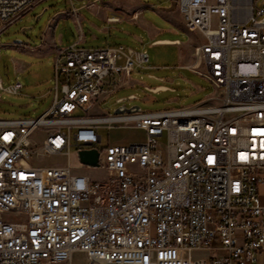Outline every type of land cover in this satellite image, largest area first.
<instances>
[{"label": "built area", "instance_id": "1", "mask_svg": "<svg viewBox=\"0 0 264 264\" xmlns=\"http://www.w3.org/2000/svg\"><path fill=\"white\" fill-rule=\"evenodd\" d=\"M39 1L0 0V30ZM175 5L187 31L200 33L195 72L214 89L203 100L90 114L104 79L116 85L148 55L74 43L57 52L51 105L37 118H0V264H255L264 256V0ZM21 87L0 82L9 93ZM114 125L145 138L96 148L99 128ZM82 148L98 150L97 165L79 161ZM51 156L66 162L39 163ZM93 169L106 178L86 173Z\"/></svg>", "mask_w": 264, "mask_h": 264}, {"label": "rangeland", "instance_id": "2", "mask_svg": "<svg viewBox=\"0 0 264 264\" xmlns=\"http://www.w3.org/2000/svg\"><path fill=\"white\" fill-rule=\"evenodd\" d=\"M134 1H146L156 8L168 6L173 0H41L19 20L1 29L0 82L2 87H7L19 81L22 87L17 93L0 90V118H37L51 105L55 89L57 52L70 43L75 42L84 46L117 43L135 46L130 34L135 28L125 20L126 9ZM74 7L80 18L79 23L73 13ZM95 7L110 10L109 13L120 16L123 23L109 24L99 21L94 12ZM114 10L116 12H112ZM152 14L160 18L157 13L147 12L148 16ZM101 26L110 27L114 35L107 37L102 34L99 29ZM83 33L86 34V41H80L81 37H84ZM106 40H110V43H106ZM14 41L20 43H13ZM150 64L153 62L150 61L141 68H134L129 75L131 83L126 86H119V83L111 85L108 82L109 77L104 79L103 88L107 91L97 97L90 114H114V110L120 104L126 107L138 105L142 111L179 108L201 101L214 92L210 81L196 72ZM196 67L202 70L200 65ZM159 84L168 85L173 90L152 92L144 88L145 85ZM130 94H135L136 98L128 99ZM118 98L123 100L117 101ZM98 133L101 135V141L95 145L98 149L108 144H127L145 138L141 129L117 125L111 128L101 127ZM42 136L43 130L40 128L33 133V139L38 142H41ZM38 160L44 165H62L66 162L64 156L44 157ZM86 173L97 180L106 178L103 170H86ZM263 198L261 195L260 200L263 201ZM73 258L81 261L79 253H75ZM263 263L264 256L258 252L255 264Z\"/></svg>", "mask_w": 264, "mask_h": 264}, {"label": "crops", "instance_id": "3", "mask_svg": "<svg viewBox=\"0 0 264 264\" xmlns=\"http://www.w3.org/2000/svg\"><path fill=\"white\" fill-rule=\"evenodd\" d=\"M148 11L157 13L160 18H157L154 14L148 16ZM94 12L97 16V19L101 22L109 24L123 23L122 18H120V16H118L117 14H110V10H101L95 7ZM112 12H116V10ZM73 13L75 14L76 20L79 23L80 18L76 14L77 9L75 7L73 8ZM125 14L126 22L132 24L135 28L134 31L130 32L135 46H125L121 43L113 45L106 44L97 46H79L95 48L122 45L134 50L145 51L148 55L147 63L150 61L153 62V64H150L151 66L177 67L179 69H185L193 72H195V69L201 70L196 67L199 64L195 56V48L199 44L200 33L187 31L183 16L175 5V0H173L168 6H161L156 8L152 7L151 4L147 3L146 1H134L133 3L128 5ZM111 17H117L118 20L112 21ZM99 29L100 32L107 37L114 35L110 27L101 26ZM83 35L84 37L82 36L80 41H86V34L83 33ZM74 43L75 42H72L69 45ZM106 43H110V40H106ZM51 49H53L52 46ZM130 73L128 75L121 74L120 81L118 82L119 86H126L131 83L129 79ZM144 88L152 92L165 89L173 90L172 87L162 84L155 86L145 85ZM130 95L135 96V94Z\"/></svg>", "mask_w": 264, "mask_h": 264}, {"label": "water", "instance_id": "4", "mask_svg": "<svg viewBox=\"0 0 264 264\" xmlns=\"http://www.w3.org/2000/svg\"><path fill=\"white\" fill-rule=\"evenodd\" d=\"M20 43V41H14L13 43ZM140 107L138 105H132L130 107H126L124 104H120L114 110L115 113L119 112H132L139 111ZM98 158V150L96 148H82L78 151V159L80 162L88 164V165H97Z\"/></svg>", "mask_w": 264, "mask_h": 264}]
</instances>
